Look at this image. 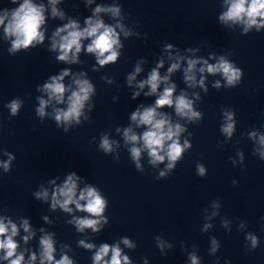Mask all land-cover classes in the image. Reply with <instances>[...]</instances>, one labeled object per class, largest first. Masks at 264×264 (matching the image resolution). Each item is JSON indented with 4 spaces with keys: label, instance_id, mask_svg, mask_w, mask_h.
Masks as SVG:
<instances>
[{
    "label": "clouds",
    "instance_id": "1",
    "mask_svg": "<svg viewBox=\"0 0 264 264\" xmlns=\"http://www.w3.org/2000/svg\"><path fill=\"white\" fill-rule=\"evenodd\" d=\"M92 2L93 0H85L86 4H91ZM11 3L16 4L17 0H11ZM49 3L52 6V16H58L64 19V13L56 8L59 0H49ZM225 4L227 5V11L219 16V20L222 23L228 24L231 22L233 24H243V34H248L253 28L257 32L261 28H264V0H225ZM44 12V5L35 4L33 0H23L22 3H19L18 7L10 11L5 9L0 14V26H3L5 37L14 38L11 41L10 53H16L20 49H28L30 46L35 47L37 44L44 42L45 35L44 31L41 30V27L46 22ZM101 13H110L112 17H118L120 15V8L98 5L93 10V15L85 20V27L81 28L76 20H69L68 23L55 30L51 37L50 50L54 52L58 51L59 54L56 56L57 61L67 64L78 63V54L82 50V41L84 40H90V43L86 46V52L94 54L97 64L100 66L117 61L120 55L118 49L122 45L116 28H119L120 32H123L126 37L131 33L126 31L124 26L119 23L115 27L106 25L103 19L100 18ZM166 47L171 49L172 45L169 44ZM189 51H192V49H189ZM174 59L175 62L167 70L168 74L164 76L160 75L159 69L164 66L161 60L151 70L147 79L139 82L137 85L141 90L145 86L149 88V91L144 93L145 96L157 94L160 85H165L163 91L158 94L153 106H141L131 114V120L136 126H144L146 130L140 135H137L131 127L125 128L123 131L125 143L132 145L129 152L137 169L141 168L140 159L144 151H147L150 158L149 163L153 166L167 160L165 170L159 173L160 177H165L175 169L177 162L183 158V153L191 149L192 145L187 139L183 143L180 142V136L186 131V128L180 123H173L171 118L165 112L159 111V109L164 107L174 108L176 116L181 119H187L189 122L201 119V112L194 110L193 100L188 98L186 92L182 91L179 95L174 96L176 85L169 83L170 75L181 67L180 61L185 58L177 54ZM197 64H202L203 66L197 69ZM141 71V67L137 64L135 71L127 77L129 86L132 85V82ZM197 71L200 74L205 72L212 75L217 73L221 74L226 81L227 87H235L243 76L242 70L224 56H220L216 64H209L207 60L188 59L187 67L184 68L185 83L189 87L199 85L205 92H207L205 78L201 75L200 80L197 81ZM69 74L70 71L64 69L59 75L51 76L49 81L45 82L42 88L38 89L48 96V99L37 97L39 107L36 109V113L41 118L47 115L45 109L53 101L56 104L67 103L66 110L61 108L54 109V117L58 126L62 124L70 125L73 122L80 124V117L85 107V102L90 100V97L95 91L93 84L88 79L83 78L85 76L83 72L72 76V83L75 86V90H73L72 85L66 87L64 79ZM213 87L219 88L220 82L216 81ZM66 93H70V95H67V100L65 101ZM139 95L140 92H134L133 98L135 99ZM193 95H196V98L199 99L197 94ZM21 104L22 102L20 100L14 99L6 107L10 109L12 116H16L21 108ZM224 116L225 122L221 127V131L225 136L230 138L235 130L234 113L225 112ZM65 131H67V128H65ZM249 135L252 138H256L257 133L251 132ZM114 143V141L110 142L107 136H104L99 146L105 153H110L113 151ZM258 143L261 146L258 150L260 157L264 160V135L259 136ZM138 144L142 146L138 147ZM5 155L8 156V160L0 162V167H3L5 172H7L15 157L11 153H5ZM239 155L242 161L243 155ZM233 163L235 164V161ZM196 169L198 175L204 176L206 174V169L202 164L198 163ZM80 179L81 177L75 172H72L67 176L62 185L54 187L51 193V208L55 210L59 207L64 212L72 213L73 208L70 205H74L76 210L87 213L88 215L84 217L74 216L69 223L73 224L78 232H84L85 229H91L94 233L99 232L104 225L109 223L108 218L104 216L107 200L95 187L91 186H85L78 193L77 181ZM50 183L55 185V181H51ZM35 197L37 200L47 201L49 199V192L47 189H42L35 193ZM213 207L218 208L219 204L214 203ZM215 215H217V212L214 211L212 216ZM44 220L48 222V217H44ZM224 226L227 227V222L224 223ZM20 227L23 228L25 233H28V235L23 237L24 242L27 243L35 233L32 231L27 219L22 220ZM210 227V224H205L204 230L207 231ZM41 231L44 232V229H41ZM18 232L17 225L11 219H7V222H5V218H0V252L3 253L0 259L8 261V264H25L24 254L17 252L18 243L14 239L18 235ZM53 237L54 233L45 232L40 238V264H74L73 260L67 255H62L58 260L55 259L54 254L56 248ZM246 239L250 241L251 249L254 250L257 248L259 244L257 236L249 233ZM122 243L128 248L134 247L127 238H124ZM211 244V251L215 253L219 248V244L215 238H212ZM79 245L89 250L96 247L94 244L86 243L84 240H80ZM159 247L163 249L165 247L164 243L160 242ZM168 247H171V245H168ZM109 254L110 258L106 259V257H109ZM189 258L191 264H200L199 258L194 253L190 254ZM36 260L37 256L33 253L27 264H34ZM92 260L93 264H131L129 257L122 255L119 244H101L95 251Z\"/></svg>",
    "mask_w": 264,
    "mask_h": 264
}]
</instances>
